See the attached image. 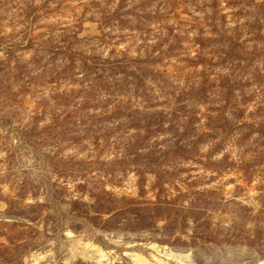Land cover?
I'll return each mask as SVG.
<instances>
[{"label":"rangeland","instance_id":"obj_1","mask_svg":"<svg viewBox=\"0 0 264 264\" xmlns=\"http://www.w3.org/2000/svg\"><path fill=\"white\" fill-rule=\"evenodd\" d=\"M139 259L264 260V0H0V264Z\"/></svg>","mask_w":264,"mask_h":264},{"label":"bare ground","instance_id":"obj_2","mask_svg":"<svg viewBox=\"0 0 264 264\" xmlns=\"http://www.w3.org/2000/svg\"><path fill=\"white\" fill-rule=\"evenodd\" d=\"M77 253H78V251H75V250H73L72 252H71V257H74V256H76L77 255ZM82 253V252H81ZM92 253H89V256H92L91 255ZM105 255L103 254V253H101V257H104ZM140 258V257H139ZM140 260V263L139 264H153V263H151V262H146V261H144V260H141V259H139ZM161 261V260H160ZM257 264H264V260H261L260 262H258Z\"/></svg>","mask_w":264,"mask_h":264}]
</instances>
